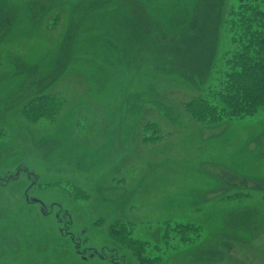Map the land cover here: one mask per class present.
I'll use <instances>...</instances> for the list:
<instances>
[{
	"label": "rangeland",
	"instance_id": "374dc122",
	"mask_svg": "<svg viewBox=\"0 0 264 264\" xmlns=\"http://www.w3.org/2000/svg\"><path fill=\"white\" fill-rule=\"evenodd\" d=\"M233 1L0 0V264H142L116 220L151 264H264V110H185L217 84ZM43 94L58 114L26 123Z\"/></svg>",
	"mask_w": 264,
	"mask_h": 264
},
{
	"label": "trees",
	"instance_id": "16d2710c",
	"mask_svg": "<svg viewBox=\"0 0 264 264\" xmlns=\"http://www.w3.org/2000/svg\"><path fill=\"white\" fill-rule=\"evenodd\" d=\"M229 18L230 47L216 86L206 96L195 97L185 104L186 112L200 125L209 126L224 117L235 119L264 110V0H234ZM1 59L0 55V65ZM59 109L52 95L43 94L28 102L21 114L32 125L42 119H54ZM77 195L88 198L84 192ZM166 227L170 243L199 240L201 228L194 223L168 222ZM133 230L134 224L116 220L108 233L118 244L133 251L142 264H151L144 255L145 244L132 240Z\"/></svg>",
	"mask_w": 264,
	"mask_h": 264
},
{
	"label": "flooded vegetation",
	"instance_id": "af4514ba",
	"mask_svg": "<svg viewBox=\"0 0 264 264\" xmlns=\"http://www.w3.org/2000/svg\"><path fill=\"white\" fill-rule=\"evenodd\" d=\"M33 200V202L35 203V202H37V203H39V204H42V202L40 201V200H36V199H32ZM29 201V200H28ZM116 264H118V263H116Z\"/></svg>",
	"mask_w": 264,
	"mask_h": 264
}]
</instances>
